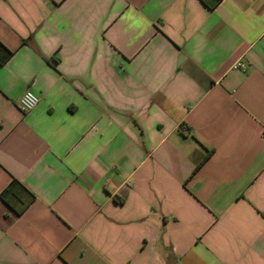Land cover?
Wrapping results in <instances>:
<instances>
[{
    "label": "crops",
    "instance_id": "obj_1",
    "mask_svg": "<svg viewBox=\"0 0 264 264\" xmlns=\"http://www.w3.org/2000/svg\"><path fill=\"white\" fill-rule=\"evenodd\" d=\"M0 264H264V0H0Z\"/></svg>",
    "mask_w": 264,
    "mask_h": 264
},
{
    "label": "built area",
    "instance_id": "obj_2",
    "mask_svg": "<svg viewBox=\"0 0 264 264\" xmlns=\"http://www.w3.org/2000/svg\"><path fill=\"white\" fill-rule=\"evenodd\" d=\"M242 63L238 62L236 66H241ZM40 102V96L32 89L26 90L19 99V107L22 111L28 112L34 109Z\"/></svg>",
    "mask_w": 264,
    "mask_h": 264
}]
</instances>
